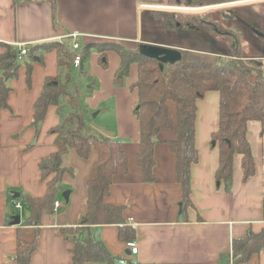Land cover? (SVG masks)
<instances>
[{
  "label": "crops",
  "instance_id": "0c3cea01",
  "mask_svg": "<svg viewBox=\"0 0 264 264\" xmlns=\"http://www.w3.org/2000/svg\"><path fill=\"white\" fill-rule=\"evenodd\" d=\"M137 1L54 0L52 12L47 0H0V42L21 44L28 50L40 43H69L70 40L62 37L79 33L78 40L83 47L110 41L134 50L141 42L142 14L147 12ZM243 41V59L264 62V55L256 52L251 55L249 44ZM98 57V53L92 52L86 69L90 78H96L99 87L84 100L89 113L98 109L99 114L105 106L114 116L115 127L106 135L88 124L103 136L122 143L128 167L126 172L119 171L113 177L105 203L124 207L127 225L134 229L137 252L130 253L128 243L119 240L118 230L112 225L91 226L94 239L112 256L120 258L117 264H227L234 239L244 238L248 230L258 233L264 228V134L260 123L247 125L254 175L242 181L241 157L236 155L231 185L224 189L215 182L218 157L216 148L210 147L211 135L218 125V94L209 90L196 102L194 143L198 161L190 167L192 207L187 210L186 219L180 220L181 188L176 182L174 156L169 148L174 133L168 130L158 133L153 154L155 180L142 182L136 164L138 124L132 114L136 94L128 89L135 81L136 68L131 66L125 83L117 86L113 79L119 68L118 57L112 52L106 53L110 59L106 71L100 67ZM25 65L24 60L18 77L9 82V109L0 111V264H15L12 257L18 247L31 242L35 232V228L22 225L27 216L24 209L15 210L14 215L20 216V225L11 226L14 215L8 213L9 196L18 192L20 197L22 194L43 197L46 189L40 180L38 164L56 151L54 136L49 133L58 124L55 107L47 109L35 145L28 148L35 139L30 127L34 103L44 80L57 74L56 52L43 54L42 63H32L29 86ZM83 83L87 84L85 78ZM169 113L175 121L173 106L169 107ZM95 160L94 151L87 159L70 151L64 159V166L72 169L74 176H63L58 196L61 206L52 215L41 218L30 264H70L72 244L64 240L60 229L74 226L85 212L86 182ZM66 190H70L67 204L61 197ZM246 264H264V249Z\"/></svg>",
  "mask_w": 264,
  "mask_h": 264
},
{
  "label": "trees",
  "instance_id": "16d2710c",
  "mask_svg": "<svg viewBox=\"0 0 264 264\" xmlns=\"http://www.w3.org/2000/svg\"><path fill=\"white\" fill-rule=\"evenodd\" d=\"M229 1L238 0H193L190 3L185 2L184 5L198 7ZM47 2L53 12L54 0ZM253 21L258 31L264 34L260 29L261 23ZM227 40L229 53L220 55L213 61L202 58L189 59L186 57L187 52L177 63H161L149 59L140 55L137 48L132 50L117 42L90 43L82 49V61L78 70L73 69L69 43H40L27 50L26 58L37 63L43 62V54L47 52L55 51L57 56V74L44 80L40 96L33 106L30 127L35 132V139L28 148L35 145L49 107L56 108L58 124L49 131L54 136L56 151L38 164L40 180L46 189L44 196L32 198L22 194L19 199H13L11 195L8 199L10 216L17 213L14 206L19 202L22 204V210L27 212L22 225L35 228L33 240L23 247L20 245L12 257L15 264H30V258L37 245L41 218L54 213L53 205L61 192L63 176H74L73 170L64 166V159L70 151H74L82 159H87L92 151L96 153V160L91 166L86 182L85 212L74 226L60 229L64 240L72 244L70 264H117L120 260L119 257L112 256L101 242L94 239L91 226H115L121 242L134 241V229L127 225L123 216L124 207L105 203L113 177L119 171L126 172L128 167L122 143L92 130L83 113L72 105L70 86L73 80L85 78L87 84L89 83L85 88L86 93L95 90L93 80L86 69L92 52L99 54L98 62L103 68L107 66V52H112L118 57L119 68L113 79L117 86L122 85L131 66L136 68L135 81L128 89L136 94V105L132 114L138 124L136 164L140 169L142 182L153 183L155 180L153 154L158 133L164 130L174 133L175 138L169 143V148L174 156L176 182L181 188L178 217L180 220L186 219L187 210L192 207L190 167L198 161L194 143L196 102L202 99L207 91L213 90L218 94V125L211 135V142L218 157L214 174L216 184H222L224 189H229L236 155L241 157L242 181L245 182L254 175L252 151L247 140V125L249 122H259L261 134H264L263 63L242 60L244 57L241 55V42L237 35L228 34ZM0 50L1 111L9 109V82L18 77V71L24 61L17 60V48L13 45L0 42ZM25 67V79L29 86L32 63L27 62ZM119 73L121 77H118ZM170 106L174 107L175 121L170 118ZM263 249L264 228L258 233L248 230L244 238L232 241L233 264H246L253 255Z\"/></svg>",
  "mask_w": 264,
  "mask_h": 264
},
{
  "label": "rangeland",
  "instance_id": "374dc122",
  "mask_svg": "<svg viewBox=\"0 0 264 264\" xmlns=\"http://www.w3.org/2000/svg\"><path fill=\"white\" fill-rule=\"evenodd\" d=\"M137 2L144 5L146 7L145 11H147L142 14L141 18L142 29L140 44L155 45L180 50L183 54L182 57H184L188 51H191L193 53H187L186 56L189 59L202 58L213 61L218 56L229 53L227 38L216 35L211 27L206 26V24L203 23L204 21L210 25L212 22H216L222 30L237 35L241 44L243 40V43H248L251 48V55L255 54V52L258 53V55H260V53L264 55V39L258 38L251 30H249V28L252 27L258 31V28L253 21L255 20L256 22L261 23L260 29L264 33V0H238L226 4L219 3L198 7L185 6L184 4H181V2L176 3L170 0H138ZM157 6L162 9L152 8ZM215 6L216 8H214ZM206 7L212 8L195 12L175 10L176 8L200 9ZM244 15L246 16V19L244 18ZM227 17L233 19L238 18V20L242 23L237 25L238 23L235 24L233 19H228ZM177 22L180 23V25L184 24L185 26L177 29ZM195 52L197 55H193ZM242 56L244 57V55ZM24 60L26 63L36 62L34 60L30 61L29 58ZM242 60L244 61V59ZM106 61L107 66L105 68L99 64L104 71L108 70L110 67V59L106 57ZM251 61L258 60L251 59ZM260 62L264 65L263 60ZM126 78L127 77H124L123 83H125ZM91 79L95 85V90L98 89L99 84L96 78L91 77ZM83 81L84 78H78L73 80L70 86V94L73 97L72 105L83 113L87 123L94 125L97 129L107 135L115 127L114 116L110 111L107 112L105 106H102L103 109H101V113L99 114L98 109L89 113V109L84 99L91 97L95 90L92 93H86L85 88L89 85V83L84 84ZM212 144L213 142L210 143L211 148L213 147ZM57 200L61 202L60 197L57 198Z\"/></svg>",
  "mask_w": 264,
  "mask_h": 264
},
{
  "label": "water",
  "instance_id": "95a60500",
  "mask_svg": "<svg viewBox=\"0 0 264 264\" xmlns=\"http://www.w3.org/2000/svg\"><path fill=\"white\" fill-rule=\"evenodd\" d=\"M193 0H175L176 3L186 2L190 3ZM252 32L261 38L264 39V34L260 33L259 31L252 29ZM138 52L140 55L145 56L149 59L158 60L161 63H177L182 60V54L180 50L171 49L167 47L155 46V45H147V44H139L138 45ZM118 77H121V73L118 74ZM70 195V190H66L62 192L61 197L65 204L68 203V198ZM19 193H12L13 199H19ZM11 226H18L20 225V216L14 215L11 217Z\"/></svg>",
  "mask_w": 264,
  "mask_h": 264
},
{
  "label": "built area",
  "instance_id": "2783aa9c",
  "mask_svg": "<svg viewBox=\"0 0 264 264\" xmlns=\"http://www.w3.org/2000/svg\"><path fill=\"white\" fill-rule=\"evenodd\" d=\"M81 35L79 33H70L62 38H66L68 40H70L69 45L71 47V52H72V66L74 70H78L82 61V49L83 46L81 45V43L79 42V37ZM15 47L17 48V60L22 62L26 56H27V49L25 48L24 45L21 44H17L15 45ZM61 206L59 201H55L54 205H53V211H56L57 209H59V207ZM14 208L17 211H21L22 209V204L17 202L14 206ZM127 247L130 249V253L131 254H136L137 252V247L135 245V243L130 242L127 244ZM227 264H233V258H232V253L230 252L229 257H228V262Z\"/></svg>",
  "mask_w": 264,
  "mask_h": 264
},
{
  "label": "flooded vegetation",
  "instance_id": "af4514ba",
  "mask_svg": "<svg viewBox=\"0 0 264 264\" xmlns=\"http://www.w3.org/2000/svg\"><path fill=\"white\" fill-rule=\"evenodd\" d=\"M162 1H165V0H162ZM173 2H175V0H173ZM231 2H233V1H229V2H222V3H220V4H226V3H231ZM181 4H185V2H181ZM246 16L244 15V18H245ZM228 19H233V18H230V17H227ZM246 19V18H245ZM232 21V20H231ZM242 21V20H241ZM248 21V20H247ZM233 22L235 23V24H237V25H240L242 22H240V20H238V18H234L233 19ZM203 23H205L206 24V26H209V27H211L212 28V30L215 32V34L216 35H219V36H224V37H226L227 38V35L228 34H232V33H230V32H228V31H224V30H222V28H220V26H218L217 25V23L216 22H212L210 25H209V23H207V22H204L203 21ZM187 24V23H186ZM182 26H185L184 24L183 25H180V23H176V27H177V29H179V28H181ZM252 29H254V28H252V27H250L249 28V30H251L252 31ZM253 33V32H252ZM255 35V34H254ZM256 36V35H255ZM181 52V54H182V51H180ZM182 56H183V54H182Z\"/></svg>",
  "mask_w": 264,
  "mask_h": 264
},
{
  "label": "bare ground",
  "instance_id": "6f19581e",
  "mask_svg": "<svg viewBox=\"0 0 264 264\" xmlns=\"http://www.w3.org/2000/svg\"><path fill=\"white\" fill-rule=\"evenodd\" d=\"M152 8H157V9H162L161 7H152ZM212 7H206V8H200V9H192V8H188V9H183V8H168V9H175V10H180V11H203V10H208L211 9ZM216 8V6L214 7Z\"/></svg>",
  "mask_w": 264,
  "mask_h": 264
}]
</instances>
